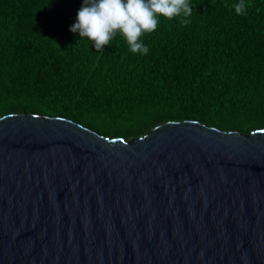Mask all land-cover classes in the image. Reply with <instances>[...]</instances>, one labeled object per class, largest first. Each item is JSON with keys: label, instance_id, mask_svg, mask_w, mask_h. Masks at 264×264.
<instances>
[{"label": "water", "instance_id": "obj_1", "mask_svg": "<svg viewBox=\"0 0 264 264\" xmlns=\"http://www.w3.org/2000/svg\"><path fill=\"white\" fill-rule=\"evenodd\" d=\"M0 264H264V127L2 114Z\"/></svg>", "mask_w": 264, "mask_h": 264}, {"label": "trees", "instance_id": "obj_2", "mask_svg": "<svg viewBox=\"0 0 264 264\" xmlns=\"http://www.w3.org/2000/svg\"><path fill=\"white\" fill-rule=\"evenodd\" d=\"M189 0L190 23L159 17L132 53L71 32L87 0H0V116L61 115L130 139L166 120L264 127V0Z\"/></svg>", "mask_w": 264, "mask_h": 264}, {"label": "clouds", "instance_id": "obj_3", "mask_svg": "<svg viewBox=\"0 0 264 264\" xmlns=\"http://www.w3.org/2000/svg\"><path fill=\"white\" fill-rule=\"evenodd\" d=\"M249 6L240 0L234 5L235 12L244 15ZM157 14L169 20L182 16L181 24L187 25L192 7L189 0H87L77 10L76 22L69 30L94 42L97 51L108 45L119 30L130 51L144 55L149 48L140 37L157 29Z\"/></svg>", "mask_w": 264, "mask_h": 264}]
</instances>
